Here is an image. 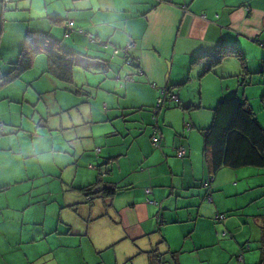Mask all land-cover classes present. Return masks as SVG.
<instances>
[{"label": "crops", "instance_id": "0c3cea01", "mask_svg": "<svg viewBox=\"0 0 264 264\" xmlns=\"http://www.w3.org/2000/svg\"><path fill=\"white\" fill-rule=\"evenodd\" d=\"M71 21L82 33L65 38ZM30 31L109 65L115 49L131 46L138 68L112 65L111 76H133L122 91L101 73L80 89L66 84L73 105L63 96L43 111V55L0 87V264H264V168L213 174L202 134L232 94L264 128V0H0L2 75ZM221 45L240 47L248 83L233 57L203 74ZM164 90L178 102L153 119ZM97 183L116 192L88 197Z\"/></svg>", "mask_w": 264, "mask_h": 264}, {"label": "trees", "instance_id": "16d2710c", "mask_svg": "<svg viewBox=\"0 0 264 264\" xmlns=\"http://www.w3.org/2000/svg\"><path fill=\"white\" fill-rule=\"evenodd\" d=\"M9 2L10 0H4L5 4H8ZM52 20L56 21L57 19L54 18ZM64 29L65 38H68L75 33H82L81 30H77L74 27L73 21L66 22L64 24ZM86 36L88 37L89 42L94 41V37L90 39L89 35ZM118 50L123 51L122 48ZM41 54L45 55L47 59L46 73L67 85L74 84V70L76 68L83 69L87 72L98 73V71H103L106 65L107 67H110L108 62L103 61L100 58H92L85 53H80L65 47L62 40H57L51 37L48 33L30 31L26 33L24 45L16 61L12 63L10 70L5 75L0 73V87L20 78L24 73L29 71L33 66L34 59ZM113 54L109 61L110 64L138 68V62L135 59H127L122 52L119 53L116 62H114ZM205 57L208 62L205 65L203 74L211 72L222 63L223 59L233 57L238 60L243 67V72L240 73V77L245 80L242 81V83L249 82L248 79L246 80V76H249L245 64L246 59L240 47L221 45ZM113 79L114 81H117L118 84H122V89H124L128 82L133 81V76L132 74L116 72ZM162 92L163 95L161 94V99H164V104L169 101H174L172 100L174 96L172 92L169 90H164ZM261 100L264 105V95ZM175 102H178V99ZM160 107L162 106L158 107L157 105L156 108H153V119L157 114L154 112H157L156 110ZM199 107L200 106L198 105H189L185 109L192 111ZM212 112V121L202 132L204 140L203 153L208 169L213 174H216L223 168L233 170L246 167L258 169L264 168V128L260 125L254 112L250 109L244 99H241L236 94L224 97L217 103V106ZM0 122L2 123V127H0L1 135L5 131V125L1 120ZM159 134L160 133H155L151 137V144L154 148L160 147L159 143L161 137ZM155 137L158 138L157 143H154L153 141ZM99 152L100 150H96L97 154ZM89 167L92 168L91 165ZM207 181L209 182V180H206L203 183L204 188ZM209 186L207 188H209ZM85 190L88 197H91L94 193L99 194L102 197H110L116 192V188L101 187L100 183L94 184ZM262 235V244L264 246V228L262 229Z\"/></svg>", "mask_w": 264, "mask_h": 264}, {"label": "rangeland", "instance_id": "374dc122", "mask_svg": "<svg viewBox=\"0 0 264 264\" xmlns=\"http://www.w3.org/2000/svg\"><path fill=\"white\" fill-rule=\"evenodd\" d=\"M41 55H43V54H41ZM42 58H46L45 55H43ZM112 65H109L110 67H107V65H106L105 69L103 71H98V73H101V74L105 75L106 78L107 77L108 78H113V76H111L112 75V69H113ZM113 66H115V65H113ZM103 72H105V73H103ZM26 74L27 73H24V75H22L20 78H23V76H25ZM96 75H97L96 72H87V71H85L83 69L76 68L74 70V85L77 86L78 89H80V87H83L82 85H84L87 80L88 81H92L93 77H95ZM103 75H101V76H103ZM45 78H47V79H44V89H47L48 91H51V92L46 95V99H47L46 102L43 100V101H41L38 104V107H37L38 110L41 109V111H43V109H44L43 107H45V104H47V103L48 104H53V102H54V104L57 105V101H55V99L56 98H63V96L65 98H68L67 102L69 103V105H73V101H75V97L69 91L65 90V87L67 86L66 84H63L62 82L58 81L57 79L53 78L51 75H48V74L45 75ZM42 80L43 79H38V80H36L34 82L35 88L38 87V85L42 82ZM52 82H55V84H53ZM115 83H116L115 88H117V91H122L118 87L117 81H114V84ZM90 84L92 86H85L84 87L85 92H88V93L94 92L95 93V91H94L95 90L94 89L95 82H91ZM35 88H34V86L31 88V92H32L31 96L36 99L37 95H36V92H35ZM66 89L70 90L69 87H66ZM101 91L99 93H101ZM90 94L92 95L93 93H90ZM172 103H174V102H172ZM196 104H197V102H196ZM196 104H191V105H195L196 106ZM216 106H217V104H216ZM204 107L206 108L205 111L204 110H200V111L212 115L211 110H209V108L206 107V106H204ZM213 109H215V108H213ZM103 111H104V109H103ZM38 119H39V117H36L35 121H38ZM256 119H258V116H256ZM49 216H50L49 220L52 221L53 220L52 215L49 214ZM49 216H48V218H49Z\"/></svg>", "mask_w": 264, "mask_h": 264}, {"label": "built area", "instance_id": "2783aa9c", "mask_svg": "<svg viewBox=\"0 0 264 264\" xmlns=\"http://www.w3.org/2000/svg\"><path fill=\"white\" fill-rule=\"evenodd\" d=\"M70 25H71V23H70ZM89 38L91 39L92 38V36L91 35H89ZM130 50H131V46H127L125 49H123V51H121V50H118V49H115L114 50V59H113V61L114 62H116V60H117V56L119 55V53L120 52H122L124 55H125V57H127V59H131V57H129V52H130ZM118 87H120V88H122V84H118ZM162 95H163V92L161 93ZM172 100H174V101H177V98H176V96H173V98H172ZM164 104V99H159L158 100V107L159 106H162ZM154 113H156V112H154ZM0 127H2V123L0 122ZM153 141H154V143H157L158 142V138L157 137H155L154 139H153ZM177 156L179 157V158H182V157H185L186 156V150H185V148H183V147H179L178 149H177ZM209 186V182L207 181L206 183H205V188H207ZM217 219H223V216H217L216 217Z\"/></svg>", "mask_w": 264, "mask_h": 264}, {"label": "bare ground", "instance_id": "6f19581e", "mask_svg": "<svg viewBox=\"0 0 264 264\" xmlns=\"http://www.w3.org/2000/svg\"><path fill=\"white\" fill-rule=\"evenodd\" d=\"M125 48H126V47H125ZM125 48H124V49H125ZM122 50H123V48H122Z\"/></svg>", "mask_w": 264, "mask_h": 264}]
</instances>
